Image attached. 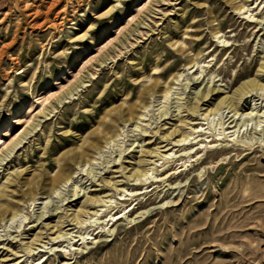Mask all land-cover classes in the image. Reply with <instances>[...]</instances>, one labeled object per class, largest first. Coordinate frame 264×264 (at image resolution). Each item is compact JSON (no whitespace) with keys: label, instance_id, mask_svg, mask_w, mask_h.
<instances>
[{"label":"rangeland","instance_id":"1","mask_svg":"<svg viewBox=\"0 0 264 264\" xmlns=\"http://www.w3.org/2000/svg\"><path fill=\"white\" fill-rule=\"evenodd\" d=\"M252 81L264 0H0V264H264Z\"/></svg>","mask_w":264,"mask_h":264},{"label":"bare ground","instance_id":"2","mask_svg":"<svg viewBox=\"0 0 264 264\" xmlns=\"http://www.w3.org/2000/svg\"><path fill=\"white\" fill-rule=\"evenodd\" d=\"M135 31V30H134ZM123 43V42H122ZM113 52V51H112ZM107 55H109V54H107ZM108 56L107 57H103L101 60H100V62H106L108 59ZM262 87L263 85H261V84H259V82H254V81H252V82H250V83H247L246 85H243V87H242V89H249V88H252V87ZM264 87V86H263ZM262 87V88H263ZM241 89V90H242ZM210 93H212V92H209V93H207V95H205V97L203 96H201L202 98H200V99H198L197 100V102L195 103V105L194 106H190L188 109H189V111L190 112H192V113H196L197 112V110H199V103L202 101V100H204L203 98H209L210 96H209V94ZM204 94V93H203ZM60 100V99H59ZM59 102H62L61 100L59 101ZM56 104V103H55ZM53 106V105H52ZM50 110V109H49ZM138 114V113H137ZM136 114V117L135 118H138L139 116ZM131 115H132V117H133V112H131ZM179 132V131H178ZM177 132L175 131V134H176ZM113 137H111V138H109L110 140L112 139ZM187 139V138H186ZM185 139V140H186ZM179 142V141H178ZM182 141H180V143H181ZM92 149L94 148L95 149V151L96 150H98V149H100V147L98 148L97 147V145H94L93 146V144L90 146ZM97 147V148H96ZM85 156V155H84ZM67 178L68 177H65V176H61V178L59 179V182L57 181V185L55 184L53 187V189H55L56 190V188L57 187H59L64 181H66L67 180ZM56 183V182H55ZM106 185V184H105ZM110 185V184H109ZM88 204V203H87ZM86 204V205H87ZM8 211H9V208L8 207H6V208H4V210L2 209V211H0V216H6V214L8 213ZM76 220L77 221H79V218L76 216ZM118 222V221H117ZM116 222V223H117ZM61 238V237H60ZM56 239H59V237H57Z\"/></svg>","mask_w":264,"mask_h":264}]
</instances>
